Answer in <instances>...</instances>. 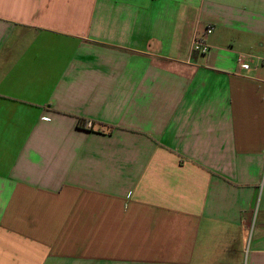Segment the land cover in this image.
<instances>
[{"label":"crops","instance_id":"0c3cea01","mask_svg":"<svg viewBox=\"0 0 264 264\" xmlns=\"http://www.w3.org/2000/svg\"><path fill=\"white\" fill-rule=\"evenodd\" d=\"M0 264H264V0H0Z\"/></svg>","mask_w":264,"mask_h":264},{"label":"built area","instance_id":"2783aa9c","mask_svg":"<svg viewBox=\"0 0 264 264\" xmlns=\"http://www.w3.org/2000/svg\"><path fill=\"white\" fill-rule=\"evenodd\" d=\"M207 33L208 34L212 33V29L211 28L208 29L207 30ZM208 51H209V46L207 45V43L205 41H203V40H196L194 42V52L205 55V54L208 53ZM239 62L241 63V67L244 70L247 71V70L250 69L249 65L247 63H244L242 58L239 59ZM90 125L91 124H89V126Z\"/></svg>","mask_w":264,"mask_h":264}]
</instances>
